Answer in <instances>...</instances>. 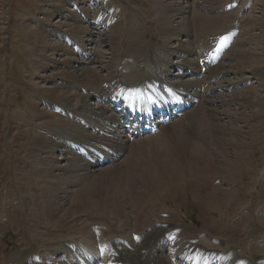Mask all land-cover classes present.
I'll return each mask as SVG.
<instances>
[{
    "label": "bare ground",
    "instance_id": "6f19581e",
    "mask_svg": "<svg viewBox=\"0 0 264 264\" xmlns=\"http://www.w3.org/2000/svg\"><path fill=\"white\" fill-rule=\"evenodd\" d=\"M44 1L45 3L42 2L47 6L42 13L45 20H50L52 15H58L64 20L67 18L77 22L79 15L81 24H84L82 29L85 35L90 33L89 28L94 23L97 28L110 31L111 35L114 31L119 32L123 26L120 24L118 28L114 23L115 18L108 0L106 3L109 6H103L104 12L100 14L96 10L81 8V0L64 1L73 11L68 8L66 10L65 5L62 8L60 5L61 10H52L53 1ZM166 1L169 5L166 6L165 17L162 16L163 26L164 22L168 21L166 32L174 37H167L166 40L178 41L179 45L176 51L171 52L164 46L163 53L175 56L178 60L176 63L168 58V61L165 60V55H159L154 59L153 67L147 64L141 73L133 69V72L127 73L129 80H123L117 69L111 68V63L115 65L113 60L109 63L105 58L96 59L91 53L86 54L85 44V50L82 46H76L74 51L68 44H63L58 52L53 51L46 58L60 57L58 61L61 64L55 65L57 68L51 66L57 73L49 79V84L58 83L61 87L54 88L56 92L53 89L43 92L41 100L42 105L47 106L45 109L25 112L27 118L24 125L28 128L26 137L14 135L13 145L19 150L22 149L18 143L20 138L24 139L27 146L36 147L45 167L39 171V177L57 180V184L51 183L48 188L44 207L34 202L32 196H26L31 204L27 214L29 221L35 226H46L47 218L50 227H57L72 214L79 216L82 212L94 210L99 211L97 213H106L111 209L124 223L122 231H129L125 238L117 232L110 236L109 243H105L104 234L84 230L79 237H73L74 228L69 227L61 236L52 238L57 247L48 245L47 249L45 248L48 254L58 253L61 260L58 264H69L66 259L73 264L70 252H74V247H79L76 248L77 256L80 250L85 248L93 254L90 264H264V234L256 236L257 241L252 240L249 249L244 246L239 249L227 246L220 251L214 249L215 246L194 242L196 238L190 233L191 227L179 224L175 213L172 215L167 211L165 215L156 213L154 209L158 206L155 202H164L169 198V194H191L197 202L205 204L209 215L213 212L220 213V218H214L211 223L214 228L221 230L222 234L237 235L239 231L243 232L250 224L249 206L242 208L243 212L239 213V218L227 234L224 229L230 226L227 224V220L231 218L230 211H235V208L241 205L238 202L241 189L238 176L244 178V174H240L244 172L249 175L248 171L252 165L248 162V166L243 167L242 161L247 162L254 155V152H248V148L260 138V133L257 126L251 125L246 117L233 115L230 108L235 106L253 110L252 116L258 119L264 103L262 93L253 94L247 91V82L250 79L246 75L250 74L264 85V54L257 52L260 49L256 48L258 41L251 42V50H243L237 58L238 64L234 65L227 54H222L226 48L223 34L218 33L215 24L208 20L206 23L211 35H208L207 39L212 37L210 50L213 56L208 63L209 69H205L203 73V68L197 63L198 50L191 48L190 43L185 44L190 46V51L180 39L182 35H186L180 25L186 19L187 11L182 12L183 8L178 7L176 3L178 0ZM206 5L213 8L214 3L206 0V4L198 8L204 10ZM236 13L237 10L230 11L219 17L227 15L233 21ZM200 15L203 14L194 16ZM74 27L70 29L72 33H82ZM51 28L53 29V26ZM43 32L49 31L45 29ZM26 35L35 40L37 53L42 58L46 57L44 53L47 52L45 44L48 37L32 30L27 31ZM70 38L64 36L66 43H69ZM242 43L249 44L244 41L240 42ZM262 51L264 53V49ZM94 64L99 65L107 74L101 77L92 66ZM43 67L48 69L50 66L45 64ZM173 68L179 74L176 80L170 81L167 76ZM234 76H238V79ZM134 77L144 78L137 83ZM58 79L63 82L59 83ZM73 82L84 85L77 94L79 105L76 106L72 105L75 98L70 91ZM212 84H215L214 88L211 87ZM220 91L224 92L222 95L218 94L217 101H210L212 95ZM229 92H236V95H227ZM48 94L55 98H47ZM248 95L255 97L252 99V96ZM96 102L98 106L93 107ZM120 105L123 107L119 108ZM33 107L36 108L35 105ZM220 109H224V113H221ZM34 117H39V124L32 125ZM94 135L96 137L92 138ZM147 135L156 138L161 149L158 156L150 153V162H146L142 169L133 159L128 161L126 167L122 166L124 161L120 162V157L132 149L135 143L144 145L148 141L145 137ZM261 138L264 140V134H261ZM76 151L87 158L76 155ZM112 153L118 154V158L113 159ZM57 154L62 156L61 161L69 165L61 164L56 158ZM76 159L80 160V163L75 166L80 168V164H83L81 171L86 174L76 177L80 184H77L73 193L78 192L68 201L62 188L69 182L67 178H70V166ZM16 162L20 163V160L16 159ZM108 164L111 165L110 170H103L102 167ZM246 167L248 170H243ZM73 174L76 175L75 172ZM24 180H27V175ZM209 181L211 185L208 184ZM252 181L250 184L254 183L253 179ZM212 182H218V186ZM255 185L258 194L264 192V172ZM45 191H42L43 196ZM8 196V200L13 201L5 204L0 202V216L4 215L3 219L6 221L3 230L10 226L18 230L21 242L18 243L20 250L16 258L23 260L29 256V249L20 221L21 206L11 192ZM178 197L180 196H176ZM255 209L259 222H264V204L256 205ZM63 210L64 214L61 213ZM257 225L261 226L260 223ZM43 236V233L34 231V246L40 244ZM66 237L73 238L64 242L68 245L66 248L59 247L63 244L62 239ZM100 244L104 246L100 249L101 254H97L95 248ZM256 253L261 257L256 256Z\"/></svg>",
    "mask_w": 264,
    "mask_h": 264
},
{
    "label": "rangeland",
    "instance_id": "374dc122",
    "mask_svg": "<svg viewBox=\"0 0 264 264\" xmlns=\"http://www.w3.org/2000/svg\"><path fill=\"white\" fill-rule=\"evenodd\" d=\"M42 1L45 3L44 0H0V202L5 204L13 201L8 200L10 192L18 199L22 214L20 221L22 222V228L25 232L27 249H29V256L23 258V260L21 258H16L20 250L18 243L21 242L19 232L13 226L3 230L6 226V221L3 219L5 216H0V264H31V262L33 264H45V262H47L46 264H58L61 262L58 258V253L48 254L45 252V248L47 249L48 245L49 247H54V245L57 247V244H54L52 238L61 236L68 231L69 227L74 228L73 230L75 232L72 233L73 237H75L74 235L79 237L84 230H89L92 233L104 234L106 235V238L103 239L105 243L110 242L108 241L110 240V236L117 232H119L123 238H125L127 232H129L128 230L122 231L124 223L115 216V213L111 211V209H108L106 213H97L99 211L93 209L94 211H85L79 216L72 214L68 219L61 221L57 227H50L48 224L50 221L47 218L46 222H48L46 226H35L27 217L31 209V204L26 199V196H32L34 202L44 207L46 193L50 184H57V180L53 178L39 177V171H42L45 167L34 145L27 146L22 138L18 140L20 144L19 147L22 148L21 150L13 145L14 135L19 134V136L26 137L28 128L24 125V121L27 118L26 114L28 111H37L36 109L41 110L47 107L42 105L41 97L44 95L43 92L46 89L54 90V88L59 89L61 87L58 83L49 84V81L57 73L51 66L60 65L61 63L58 61L60 57L52 56L49 59L46 58H48L53 51L58 52L59 47L63 44H68L73 51L76 46H82L83 50H85V44L87 49L85 51L86 54L91 53L96 59L105 58L106 60H104L109 63L113 60L115 65L111 63V68H116L121 79L125 80L126 78L128 79L127 73L129 71L133 72V69L141 73L147 64L153 67L155 65L154 59L159 55H165L163 53L164 46L171 52L176 51V47L179 45L178 41L166 40L167 37L172 36L169 32H166L168 21L164 22L165 25L163 26L162 16L165 17L167 11L166 6L169 5L166 0H108L110 6L106 3L107 0L104 2H102V0L79 1V4L81 3V8L96 10L98 14L104 12V7L109 6V8H111V13L115 18L114 23L118 25V28H120V24L123 25L119 32L114 31L112 35L110 31L103 30L104 28H97L98 26H96L95 23H91L92 25L89 28L91 35H88L90 33L85 35L82 29V25L84 24H81L82 22L79 19L81 16L79 17V15H77L78 19L76 18V21L78 20L77 22H74V20L70 21L67 18L64 20L58 15H52L50 20H45L44 14L42 13L46 10L47 6H45ZM52 1V10H61L62 6L66 4V2H64L65 0ZM208 2L214 3L213 8L206 5L204 10H200L198 7L202 4L205 5L206 0H178L176 2L178 7L180 6V8H183V13L187 11L186 19L180 25V28L186 31V35H182L180 39H182L184 45L190 43L191 48H196L198 50L197 63L203 68V73L205 69H209L208 63L213 56L210 50L212 46V37H210L209 40L207 39L208 35H211L206 23L208 20L215 24L218 33L220 32V34H223L222 36L229 40L223 55L227 54L232 59V64H238L237 58L243 50H251L249 48L252 45L251 42H254V40L258 41L256 48H260L257 52L261 55L264 54L262 51L264 49V0H208ZM65 6L66 10L68 8L73 11L72 8L67 5ZM236 10L237 13L233 21L232 18L227 15L219 17V15H225L230 11ZM200 13L203 15L194 16ZM107 14L109 13L107 12ZM206 15H211V17H206ZM66 19L68 21H66ZM51 26H53V29ZM73 27L76 31L82 33H72L70 29ZM45 29L50 33L43 32ZM58 29H61V31ZM29 30L44 35L46 38L48 37V41L45 44V46H47V48H45L47 52L44 53L46 57L43 56L42 58V56L37 53L35 40L26 35V32ZM162 32H164L163 35ZM64 36L71 37V40L68 41L69 43H66ZM82 39H84V41ZM162 40L163 42L161 43ZM241 41L249 44H240ZM186 47L192 51L189 45ZM63 49L61 51H63ZM167 58L173 63L178 61L175 59V56H168V54L165 55V60L168 61ZM45 64H49L50 67L45 69L43 67ZM92 66L99 72V75L101 74V77L107 74L99 65L94 64ZM76 67L77 66H75V68ZM170 71L167 79L169 77L170 81L176 80L179 72L174 68L170 69ZM246 76L250 79L249 82H247V91L253 92V94H257L258 92L264 95V85L250 74ZM134 78V80L139 83L142 80L141 78L144 77ZM235 78L238 79V76ZM185 80L188 79L185 78ZM58 81L59 83L63 82L60 79H58ZM214 85L215 84H212L211 87L214 88ZM83 87L84 85L73 82L70 91L75 100L72 102V105H79L77 94L79 89ZM223 92L224 91H220L213 94L210 101H217L218 96L222 95ZM231 94L232 93L229 92L227 95ZM235 95L236 92L232 94V96ZM248 96H252V99L255 97V95ZM47 98L55 97L48 94ZM33 105H35L36 108H34ZM97 106L98 102H96V105H93V107ZM26 111L27 113H25ZM219 111L224 113V109H220ZM252 111L253 110L245 108H235V106L230 108V112L232 114L234 113L233 115L241 116L242 118L246 117L245 119L249 120L251 125L258 127L257 131L260 133V138L257 137L259 141L256 140L257 142L255 141L253 145H250L248 148V152H254V155L247 162H244V160L242 161L243 164L241 166L243 167L248 166V162L252 165L248 171L249 175L245 172L240 173L244 174L245 179L238 176V185H240L241 188L238 195V202L241 203V205L236 207L235 211L234 209L230 211L231 218L227 220V224L230 226L227 227L228 229H224L227 234L231 230V226L239 218V213L243 212L242 208L249 206V212L251 211L249 213L250 224L243 229V232L239 231L237 235L222 234L221 230L219 231L214 228L211 223L214 218H220V213L213 212L212 215H209L205 204L197 202L191 194L190 197L189 195L178 193L176 195L180 196L178 198L169 194V198L164 202H159V200L155 202L158 204V206L154 208L156 213L165 215H167V211L170 214L175 213V216L179 218V224H186L191 227L190 233L196 238L194 242L205 245L209 244L213 247L215 246L214 249H219L220 251L227 246L238 249L244 246L249 249L252 240H255L256 236L264 234V222H259L255 209L256 205L264 204V192L262 191L263 193L258 194V188L255 185L257 179H259L264 172V140L261 138V134H264V103L261 106V114L258 119L252 116ZM39 123V117H34L32 125ZM95 137L96 135L92 138ZM145 137L148 138L146 139L148 141H146L144 145L142 143H135L136 145L132 149H129L126 154L125 150V155L123 154L124 156L120 157V162L124 161L121 164L122 166L126 167L128 161L133 159L137 162V165L139 164L138 167L142 169L143 165L147 164L146 162H150V153L158 156L161 149L157 145L156 138L153 136L148 137V135ZM23 142L25 144H22ZM130 144L133 145L134 143ZM127 147L128 145L126 149ZM76 153V155L86 159L81 153ZM117 156V154L114 155L113 159H116ZM61 157V155H56V158L61 164L64 166L65 164L69 165L65 161H61ZM16 159L20 160V163H17ZM77 163H80V160L77 161L76 159L75 162L71 164L70 168L72 169L69 170L71 174L68 176L70 178H67L69 182L62 188L65 190V196L66 199H69L68 201H71L78 192L76 191L73 193L77 189V184H80V181H77L78 178L76 177L86 174L85 171H81V166L83 164H80L79 168L75 166ZM102 168L103 170L109 171L111 165L108 164ZM246 169L248 170V167L243 170ZM74 172L76 175L73 174ZM26 175L27 180H24V176ZM251 177L254 180L252 184H250V181H252V179H250ZM217 183L218 182H212L215 186H218ZM208 184L211 185V182L209 181ZM43 190H46L44 196L42 193ZM242 200L245 201L243 202ZM13 203L14 202H12V204ZM64 210L61 213L64 214ZM42 211L44 212V208H42ZM91 213L94 214L92 215ZM75 218L79 220L76 221ZM71 219L75 220L70 221ZM259 223L263 228L257 225ZM34 231L44 234V236L41 237L40 244L35 246L33 240ZM73 237L63 238V244L59 247L66 248L68 245H65L64 242L66 240H71ZM103 246L104 244H100L99 248H96V251L100 252ZM75 248L78 249L79 247ZM85 250L86 252L81 250L79 256H77L75 252H70L73 264H82V262L90 264L92 253L87 251V248H85ZM255 255L261 257L258 253ZM34 256H37L38 259ZM66 260L69 264H72L70 260Z\"/></svg>",
    "mask_w": 264,
    "mask_h": 264
}]
</instances>
